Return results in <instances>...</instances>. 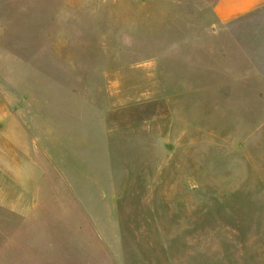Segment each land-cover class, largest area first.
Masks as SVG:
<instances>
[{
	"label": "rangeland",
	"instance_id": "rangeland-1",
	"mask_svg": "<svg viewBox=\"0 0 264 264\" xmlns=\"http://www.w3.org/2000/svg\"><path fill=\"white\" fill-rule=\"evenodd\" d=\"M216 1L0 0L3 130L57 187L46 235L264 264V8L223 25Z\"/></svg>",
	"mask_w": 264,
	"mask_h": 264
},
{
	"label": "crops",
	"instance_id": "crops-1",
	"mask_svg": "<svg viewBox=\"0 0 264 264\" xmlns=\"http://www.w3.org/2000/svg\"><path fill=\"white\" fill-rule=\"evenodd\" d=\"M263 8L264 0H217L213 11L219 23L228 25ZM4 108L0 91V264H116L109 251L104 255L102 246L100 252L95 245L94 237L100 235H46L47 210L40 209L48 207V193L57 187L35 183L33 160V170H24L19 161L26 154L24 139L4 134ZM102 236L110 244L111 235Z\"/></svg>",
	"mask_w": 264,
	"mask_h": 264
}]
</instances>
